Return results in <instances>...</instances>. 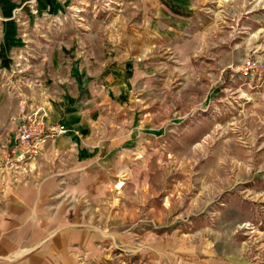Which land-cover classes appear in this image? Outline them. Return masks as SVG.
<instances>
[{
  "label": "rangeland",
  "instance_id": "rangeland-1",
  "mask_svg": "<svg viewBox=\"0 0 264 264\" xmlns=\"http://www.w3.org/2000/svg\"><path fill=\"white\" fill-rule=\"evenodd\" d=\"M117 1L115 14L131 3ZM196 1L204 11L178 36L155 41L146 63L144 156L129 167L139 174L126 186L113 181L112 239L96 242L77 264H264V0ZM94 2L61 15L84 9V25ZM17 14L18 25H30ZM44 24L53 31L57 21ZM11 62L0 64L4 109L26 78L25 62ZM0 137L14 143L15 133L2 129Z\"/></svg>",
  "mask_w": 264,
  "mask_h": 264
},
{
  "label": "crops",
  "instance_id": "crops-1",
  "mask_svg": "<svg viewBox=\"0 0 264 264\" xmlns=\"http://www.w3.org/2000/svg\"><path fill=\"white\" fill-rule=\"evenodd\" d=\"M79 3L0 0V64L21 58L26 67L25 83L5 96L12 99L7 109L0 105V130L38 108L47 125L63 130L14 170L4 154L15 145L0 137V264H77L80 254L96 252V242L112 239L113 181L119 177L126 186L139 174L129 167L144 156L139 85L146 63L155 41L178 36L204 11L196 0H131L118 14L86 13V26L51 31L43 20L31 24ZM15 12L26 14L30 25H18ZM97 224L104 233L92 230Z\"/></svg>",
  "mask_w": 264,
  "mask_h": 264
},
{
  "label": "built area",
  "instance_id": "built-area-1",
  "mask_svg": "<svg viewBox=\"0 0 264 264\" xmlns=\"http://www.w3.org/2000/svg\"><path fill=\"white\" fill-rule=\"evenodd\" d=\"M115 6H119L117 0H95L92 8L95 12L104 11L108 13ZM82 13H85L84 9H74L68 17L75 20L76 25H78L82 22ZM64 17L68 18L60 14L53 17L57 21V25L54 27L56 31L63 27L60 18L63 19ZM43 20L45 21V19ZM9 127L15 133V146L12 152H7L6 164L9 169L13 170L25 160L27 154L35 153L38 146L45 143L47 139H54L63 133L61 128L55 125H47L44 114L39 109L26 111L20 117H12L9 121Z\"/></svg>",
  "mask_w": 264,
  "mask_h": 264
},
{
  "label": "bare ground",
  "instance_id": "bare-ground-1",
  "mask_svg": "<svg viewBox=\"0 0 264 264\" xmlns=\"http://www.w3.org/2000/svg\"><path fill=\"white\" fill-rule=\"evenodd\" d=\"M117 187H119V186H117Z\"/></svg>",
  "mask_w": 264,
  "mask_h": 264
}]
</instances>
